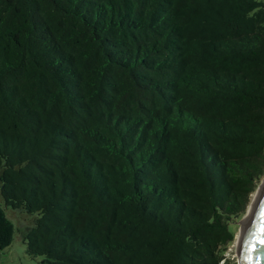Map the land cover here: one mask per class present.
I'll list each match as a JSON object with an SVG mask.
<instances>
[{
  "label": "trees",
  "instance_id": "16d2710c",
  "mask_svg": "<svg viewBox=\"0 0 264 264\" xmlns=\"http://www.w3.org/2000/svg\"><path fill=\"white\" fill-rule=\"evenodd\" d=\"M263 180L264 0H0V195L31 258L230 264Z\"/></svg>",
  "mask_w": 264,
  "mask_h": 264
},
{
  "label": "rangeland",
  "instance_id": "374dc122",
  "mask_svg": "<svg viewBox=\"0 0 264 264\" xmlns=\"http://www.w3.org/2000/svg\"><path fill=\"white\" fill-rule=\"evenodd\" d=\"M263 182L264 180L262 181V183ZM253 198H252V201H253ZM0 205H2L5 208L6 213L9 215V217L11 218V220L14 222L16 226V234H15V238H14V242L12 246L10 248H7L6 250L0 251V264H43L42 258L34 259V258H31L27 254V247L24 243V239L30 227H29V224L26 218L23 216L25 214L20 211H14L11 208H7L5 205V201L1 197V195H0ZM25 216L29 217L28 215H25ZM30 219L32 220V218ZM243 221L244 220L240 221L239 223L234 224L233 226V229L236 232V240L233 244H231L228 247V250L226 252V255L230 261V264H239V260L236 257V254H237L239 241L241 239V234L244 228Z\"/></svg>",
  "mask_w": 264,
  "mask_h": 264
},
{
  "label": "water",
  "instance_id": "95a60500",
  "mask_svg": "<svg viewBox=\"0 0 264 264\" xmlns=\"http://www.w3.org/2000/svg\"><path fill=\"white\" fill-rule=\"evenodd\" d=\"M243 227L236 254L239 264H264V188L257 196L250 218Z\"/></svg>",
  "mask_w": 264,
  "mask_h": 264
},
{
  "label": "bare ground",
  "instance_id": "6f19581e",
  "mask_svg": "<svg viewBox=\"0 0 264 264\" xmlns=\"http://www.w3.org/2000/svg\"><path fill=\"white\" fill-rule=\"evenodd\" d=\"M264 188V182L262 183V185L260 186L259 190L255 193V196L253 198V201L251 202L250 204V207L248 209V212L245 216V219H244V225L248 222L249 218H250V215H251V212L255 206V203H256V199H257V196L259 195V193L262 191V189ZM243 232H244V228H243ZM242 232V234H243ZM242 234H241V237H242ZM240 242V241H239Z\"/></svg>",
  "mask_w": 264,
  "mask_h": 264
}]
</instances>
